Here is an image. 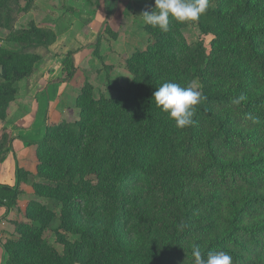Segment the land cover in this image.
I'll return each mask as SVG.
<instances>
[{"label": "trees", "instance_id": "trees-1", "mask_svg": "<svg viewBox=\"0 0 264 264\" xmlns=\"http://www.w3.org/2000/svg\"><path fill=\"white\" fill-rule=\"evenodd\" d=\"M237 8L231 13L220 5L208 7L200 17L206 15L212 23L224 24L227 32L220 29L216 38L227 33L225 41L241 43L240 52L259 64L257 75L264 85V55L258 51L256 41L264 28L247 30L244 22L252 14L261 18L264 7L244 2ZM7 11V0H0V20ZM161 44L155 43L142 52L138 62L127 60L141 70L143 86L136 87L134 82L125 87L117 84L116 98L108 100L103 96L85 100L87 94L82 92L79 97L85 102L83 110L92 114L93 121L85 116L71 125H45L43 137L33 142L40 158L49 152L55 158L71 153L79 160L76 169L81 172L88 164L91 170L103 162V169L96 168L100 184L86 188L89 182L68 178L70 168L60 165L58 159L53 163L41 159L36 174L48 177L54 186L35 183L36 193L56 197L69 209L68 217L110 210L118 230L122 224L130 225L128 232L138 237L139 229L145 227L138 245L143 260L140 264H194L193 246H199L202 254L226 251L233 264H264V95L245 102L239 83L232 91L216 89V83L207 78H214V69H227L229 74H237L238 70L216 61L211 49L202 48V41L187 51L185 61L162 50ZM16 78L5 77L6 84ZM194 79L200 81L206 99L195 106L194 123L177 128L167 113L153 108L152 95L165 82L188 86ZM132 97L138 102L134 103ZM239 97L244 99L235 103ZM220 104L231 105L236 113L224 110L223 115L218 109ZM8 151L9 146L1 149L0 158ZM21 172L16 166L15 183L0 185V205L7 210L15 204ZM130 185L156 194L148 195L147 205L151 197L161 201L163 213L153 214L147 221L135 216L132 205L136 207L137 197L125 193L119 199L120 190ZM27 208L42 211L43 206L31 201ZM44 226L39 218L35 220L34 227ZM91 242L87 239L81 247L90 248ZM19 246L26 247L23 242ZM104 256L100 250L101 261ZM3 264L12 262L9 259Z\"/></svg>", "mask_w": 264, "mask_h": 264}, {"label": "rangeland", "instance_id": "rangeland-1", "mask_svg": "<svg viewBox=\"0 0 264 264\" xmlns=\"http://www.w3.org/2000/svg\"><path fill=\"white\" fill-rule=\"evenodd\" d=\"M7 2L8 11L3 13L0 20V150L9 146L10 151L15 135L28 126L40 131L45 125H71L85 116L92 122V114L83 110L85 102L79 97L82 92L87 94L85 100H98L102 96L108 100L116 98L117 84L125 87L134 82L136 87L143 86L141 70L129 65L127 60L134 58L140 61V54L155 43H162V50L171 51L179 60L185 61L187 51L202 41V48L206 51L211 49L216 61L238 70L237 74H229L227 69H214V78L209 80L210 75L207 78L216 83V89L232 91L234 86L238 88L239 83V91L246 95L245 102L264 95V85L257 75L259 64L240 52L243 48L241 43L233 42L228 35L230 41H225L227 33L217 39L216 34L222 29L227 32V28L222 23H212L206 15L189 23L172 20L169 31L161 32L145 24L141 16L154 8V0ZM244 2L256 5V8L264 7V0H210L209 7L220 5L221 9L227 7V10L235 13ZM244 22L247 30L263 29L264 15L259 18L258 14H252ZM214 38L216 40L212 46ZM256 41L258 51L264 55V34H259ZM162 63L171 64L166 61ZM70 72L72 75L67 78ZM16 76L18 78L14 82L6 84L5 77L13 79ZM56 79L65 82L45 88ZM191 84L198 85L197 90H201L198 79L192 80ZM141 92L144 93V90ZM52 95L54 97L51 99ZM132 100L138 102L133 97ZM153 108L159 109L155 104ZM219 108L223 115L224 110L229 114L235 111L229 104H220ZM34 141L37 140L30 141L31 151L20 167L22 172L15 204L9 205L8 210L0 205V264L9 259L12 264L36 261L38 264H140L143 260L138 254V245L145 227L139 229L138 237L128 232L130 225L122 224L118 230L110 210L105 214L92 210V215L85 213L68 217L69 209L61 201L47 194L38 195L34 188L35 183L54 186L51 179L36 174V166L41 159L51 163L58 159L60 165L70 168V173L66 175L68 178H82L89 182L86 188L100 184L96 170L97 167L104 168L103 162L91 170H88V164L81 172L76 169L79 160L71 153L55 158L49 152L40 158ZM6 156L0 158V163ZM60 175L63 177L62 172ZM125 193L137 197L136 207L132 205V211L140 220L147 221L151 215L161 214V201L151 197V203L147 205L148 195L157 197L156 194L130 185L120 190L119 199ZM31 201L43 206L42 211L28 209ZM10 209L14 211L13 217L6 219ZM26 209L29 212L27 215ZM38 218L44 227H34ZM6 221L10 224L5 229ZM139 225L142 227V223ZM82 233L85 235L82 236ZM87 239H92L91 247H81V242ZM21 242L26 245L25 248L19 246ZM100 250L105 253L102 261Z\"/></svg>", "mask_w": 264, "mask_h": 264}, {"label": "clouds", "instance_id": "clouds-1", "mask_svg": "<svg viewBox=\"0 0 264 264\" xmlns=\"http://www.w3.org/2000/svg\"><path fill=\"white\" fill-rule=\"evenodd\" d=\"M210 0H154V8L141 14L145 24L158 28L161 32H168L170 21L189 23L197 21L205 14ZM198 85L181 86L175 82L161 84L152 95L157 108L168 114L174 120L177 128H184L194 123L195 106L206 99ZM244 97H239V103ZM192 257L194 264H233L232 257L223 250H209L202 254L199 246H193Z\"/></svg>", "mask_w": 264, "mask_h": 264}, {"label": "crops", "instance_id": "crops-1", "mask_svg": "<svg viewBox=\"0 0 264 264\" xmlns=\"http://www.w3.org/2000/svg\"><path fill=\"white\" fill-rule=\"evenodd\" d=\"M65 81H54L46 85V89L48 87H51L50 85L55 84H61ZM53 85V86H54ZM44 89V90H46ZM43 90V91H44ZM49 90V89H48ZM49 94V93H48ZM54 96L52 95L50 98L52 99ZM27 122V121H24ZM22 131V130H21ZM42 132H44V129H40V131L37 129L32 130L31 127L25 128L24 131L20 132L19 134L15 135V138L11 142V150L8 152V155L6 156L5 160L0 163V184H6L12 186L15 183V169L17 167L23 166V163L31 151L32 145L29 143L31 140H40L42 137ZM33 134V135H31ZM36 134V135H34ZM4 207V206H3ZM6 209V208H5ZM3 214L5 213V210ZM19 211V209H18ZM8 216L6 219H11L13 217L14 211L10 209L8 211ZM16 213V212H15ZM5 229L7 224H10L9 221L4 222Z\"/></svg>", "mask_w": 264, "mask_h": 264}]
</instances>
